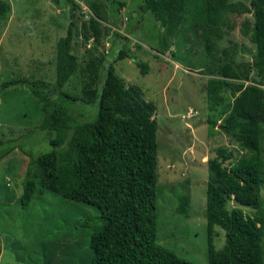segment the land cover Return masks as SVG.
Returning a JSON list of instances; mask_svg holds the SVG:
<instances>
[{
  "label": "trees",
  "instance_id": "1",
  "mask_svg": "<svg viewBox=\"0 0 264 264\" xmlns=\"http://www.w3.org/2000/svg\"><path fill=\"white\" fill-rule=\"evenodd\" d=\"M67 1L75 11L74 1ZM10 9L9 4L0 0V20ZM90 10L89 26L82 23L83 40L88 42L93 38L97 46L102 36L104 11L96 4ZM142 11L150 13L159 23L163 49L167 48L168 37L182 32L185 43L188 35L199 39L205 49L203 57L215 60L213 52L218 50V42L233 29L230 16L251 14L253 18L251 26L248 20L242 23L240 32L256 47L252 68L261 75V84H247V72L238 71L242 65L224 63L213 68L203 64L202 67L203 74L209 76L205 86L207 107L213 112L221 107L222 130L237 146L236 151L217 148L216 155L206 162L205 219L208 264H264V201L261 199L264 0H250L249 5L231 0H144ZM77 26L72 13L65 37L59 38L55 45L53 84L20 77L0 85L2 91L25 85L42 114L36 130L47 135L56 132V138L49 143L58 146L57 149L30 157L19 203L26 207L36 193L49 192L93 207L101 224L90 227L89 247L93 252L90 264H194L156 241L155 104L144 99L140 87L127 84L115 73L112 62H106L111 52L100 57L89 55L80 69L83 77L80 94L62 90L78 69L76 56L71 52ZM76 35H79L77 31ZM115 35L119 40L115 41L116 45L121 47L124 37ZM128 56L122 48L116 54L117 59ZM136 66L141 75L149 71L146 63L137 62ZM227 93L232 101L225 103ZM91 105L97 111L94 119L88 118L86 106ZM208 123L216 125L213 120ZM69 132L73 137L61 148ZM8 150L2 151L0 159ZM231 201L235 206L228 209ZM189 205L187 196H178L175 214L187 217ZM242 208L254 212L246 214ZM215 227L225 233V244L218 251L213 246Z\"/></svg>",
  "mask_w": 264,
  "mask_h": 264
},
{
  "label": "rangeland",
  "instance_id": "2",
  "mask_svg": "<svg viewBox=\"0 0 264 264\" xmlns=\"http://www.w3.org/2000/svg\"><path fill=\"white\" fill-rule=\"evenodd\" d=\"M2 1L11 9L0 20V85L20 77L53 84L55 45L59 38L65 37L74 13L78 26L73 32L71 52L79 70L62 90L80 94L83 79L80 69L89 55L100 57L111 52L106 62H112L115 73L127 84L140 87L144 99L155 104L156 241L191 263L208 264L206 162L216 155L217 148L236 151L237 146L222 130L221 107L214 112L207 107L205 86L209 76L203 74L202 67L242 65L238 71L247 72L245 82L261 84V75L252 68L256 47L240 32L245 20L250 26L253 24L251 14L230 16L233 29L218 42V50L213 52L215 60L203 57L205 49L199 39L188 35L185 43L182 32L168 37L167 48L163 49L161 27L150 13L142 11L144 0H73L75 11L67 0ZM231 1L250 3V0ZM92 4L102 7L105 17L102 27L110 30L102 28L97 46L93 38L83 40L82 23L89 26ZM115 33L125 39L121 47L116 45L119 40L115 39ZM121 48L128 52V58H116ZM137 62L149 66L146 75H141ZM187 64H191L190 68ZM261 87L264 90V85ZM230 101L232 97L227 93L225 103ZM86 107L88 118L94 119L95 106ZM41 120L37 101L25 85L0 89V154L11 148L0 159V264H90L93 256L89 247L90 227L101 224L93 207L49 192L36 193L26 207L19 203L30 157L58 148L49 143L56 138L55 131L47 135L36 130ZM212 120L216 121L215 126L208 123ZM70 137L72 132L61 148ZM262 137L264 160V126ZM230 161L224 165L228 166ZM178 196L189 198L187 217L174 212ZM261 199L264 201V183ZM234 206L231 201L227 207ZM242 209L246 214L254 212ZM214 230L213 246L218 251L225 244V233L219 227Z\"/></svg>",
  "mask_w": 264,
  "mask_h": 264
},
{
  "label": "built area",
  "instance_id": "3",
  "mask_svg": "<svg viewBox=\"0 0 264 264\" xmlns=\"http://www.w3.org/2000/svg\"><path fill=\"white\" fill-rule=\"evenodd\" d=\"M191 113V112H190Z\"/></svg>",
  "mask_w": 264,
  "mask_h": 264
}]
</instances>
